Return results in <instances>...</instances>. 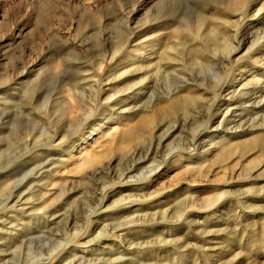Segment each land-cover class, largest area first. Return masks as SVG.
Listing matches in <instances>:
<instances>
[{
    "label": "rangeland",
    "instance_id": "1",
    "mask_svg": "<svg viewBox=\"0 0 264 264\" xmlns=\"http://www.w3.org/2000/svg\"><path fill=\"white\" fill-rule=\"evenodd\" d=\"M226 1L0 0V264H264V0Z\"/></svg>",
    "mask_w": 264,
    "mask_h": 264
},
{
    "label": "bare ground",
    "instance_id": "2",
    "mask_svg": "<svg viewBox=\"0 0 264 264\" xmlns=\"http://www.w3.org/2000/svg\"><path fill=\"white\" fill-rule=\"evenodd\" d=\"M241 0H228V2L229 3H231V4H236V3H239ZM244 1V0H243ZM242 1V2H243ZM251 1V0H250ZM255 1H257V0H254L253 1V3L252 4H250V8H252V7H254L256 4H255ZM227 2V1H226ZM227 2V3H228ZM243 3H245V4H247L246 3V0H245V2H243ZM244 4V5H245ZM238 6V5H237ZM236 7V6H235ZM246 7H247V5H246ZM232 8V7H231ZM238 8V7H237ZM228 9V8H227ZM264 9V6L261 8V9H259V11L258 12H261L262 10ZM219 10V9H218ZM245 10V9H244ZM239 12H240V10L239 11H237V9L235 8L234 10H231V9H229V10H225V11H223V14L224 15H227V16H229V17H232L233 15L235 16V15H238L239 14ZM257 12V13H258ZM256 15V14H255ZM242 16V15H241ZM249 16V15H248ZM201 18V17H200ZM260 18V17H259ZM243 19V18H242ZM241 19V20H242ZM206 20H207V17H202L201 19H199L198 20V25L199 26H202V25H204L205 26V24L204 23H206ZM225 22V21H224ZM233 22V21H232ZM150 23V22H149ZM230 23V22H229ZM149 24L147 23V25H146V27L144 28V30H147L149 27H147ZM216 26H218V25H216ZM189 27V26H188ZM78 29L80 30L81 29V27H80V25H78ZM224 29V28H223ZM212 30H213V28H212ZM231 30V29H230ZM174 31H176V32H179V28L178 27H174ZM233 32V31H232ZM190 33V32H189ZM228 33V32H227ZM231 33V32H230ZM235 33V32H234ZM176 35V34H175ZM188 37V36H187ZM192 37V36H191ZM70 38V37H69ZM69 40V39H68ZM133 39L131 38H129V40H128V42H131ZM190 40H191V38H190ZM63 41V40H62ZM158 41L161 43V39H158ZM69 42V41H68ZM71 42V41H70ZM191 42V41H190ZM64 43V42H63ZM184 43H185V41H184ZM189 44V43H188ZM194 45V44H193ZM68 46V45H67ZM67 46H66V48H67ZM185 46V45H184ZM194 46H196V45H194ZM187 48V47H186ZM194 48V47H193ZM68 49V48H67ZM177 48H176V46H174V44L172 45V46H170V47H168L165 51H162V54H163V56L161 57V59H160V64H157L158 65V67L159 68H161V66H163V65H165V67L166 66H168V65H171V64H174V50H176ZM118 50L119 49H116L115 48V52L113 53V55L111 56V58L110 59H112V57L115 55V53H117L118 52ZM187 50H189V49H187ZM185 51V50H184ZM196 51V50H195ZM176 52V51H175ZM193 52V51H192ZM191 52V53H192ZM91 53V52H90ZM90 53H89V55H90ZM179 53V52H178ZM184 53V52H183ZM71 54H72V57H75V58H81L82 56H84V53L83 52H81V51H77V50H74V51H72L71 52ZM194 54V53H193ZM184 55V54H183ZM197 54L195 53V55L194 56H196ZM200 55V54H199ZM205 55V54H204ZM174 56V57H173ZM210 56V55H209ZM86 57V56H85ZM105 57V56H104ZM179 57V56H178ZM187 57V56H186ZM199 57V56H198ZM74 58V59H75ZM97 58V57H96ZM106 58V57H105ZM70 59V58H69ZM68 59V60H69ZM72 59V58H71ZM70 59V60H71ZM68 60H65V61H68ZM69 60V61H70ZM102 61H100L99 62V71H101L102 69H103V66L105 65L104 64V58L103 59H101ZM162 60H163V62H164V60L166 61L165 62V64H163L162 63ZM68 61V62H69ZM71 61H73V60H71ZM84 60H82V62H83ZM177 61V60H176ZM175 61V62H176ZM76 62V61H75ZM80 62V61H79ZM67 63V62H66ZM70 63V62H69ZM71 63H73V62H71ZM70 63V64H71ZM77 63V62H76ZM75 63V64H76ZM85 63V61L83 62V64ZM178 63V62H177ZM69 64V65H70ZM74 64V65H75ZM104 64V65H103ZM72 65V64H71ZM70 65V66H71ZM77 65V64H76ZM80 65V64H79ZM85 65V64H84ZM65 66V65H64ZM78 66V65H77ZM73 67H75V66H73ZM156 67V66H155ZM173 67V66H172ZM77 68V67H76ZM85 68V67H84ZM149 68V67H148ZM78 69H79V67H78ZM80 69H81V67H80ZM161 70H163V68H161ZM160 71V70H159ZM32 72V70L30 69V66L29 67H26L25 68V70L20 74V76H19V79H22L21 77L22 76H25V75H28V74H30ZM79 72H81L80 70H79ZM78 72V74H80ZM82 74H84L83 72H81ZM81 74V75H82ZM95 77H96V75H95ZM97 78V77H96ZM98 79V78H97ZM91 81V80H90ZM93 81H94V83L97 81L96 79L94 80L93 79ZM79 85V87H80V83L79 82H77ZM85 84V83H84ZM97 84V83H96ZM95 84V85H96ZM100 84V83H99ZM78 87V88H79ZM84 87V86H83ZM83 87H81V88H83ZM91 87V86H90ZM97 87V86H96ZM83 89H85V88H83ZM83 89H81L82 90V92H86V90L87 89H85L84 91H83ZM94 89H95V87H94ZM80 90V91H81ZM109 90V89H108ZM74 91H76V89L74 90ZM105 92H107L106 90H104ZM82 92L81 93H79V91H78V93H77V91L74 93V95H76V94H81L82 95ZM90 92H91V90H90ZM98 92V91H97ZM190 92V91H189ZM191 93V92H190ZM189 93V94H190ZM250 93V92H249ZM184 95V96H181L179 99V102H181V103H184V105H185V103H188V102H190L192 99H196V98H199V97H197V96H195L194 94H190V95ZM54 96V95H53ZM52 96V97H53ZM84 96V95H83ZM82 96V97H83ZM112 96H114V95H112ZM81 97V98H82ZM176 97V96H175ZM58 98V97H57ZM95 98H97V96L95 97ZM110 98H111V96L110 97H108V100H109V102L111 101V100H113L114 99V97H113V99H111L110 100ZM60 98H58V100H59ZM116 99V98H115ZM55 100V99H54ZM57 100V99H56ZM62 100H63V98H62ZM81 100V99H80ZM107 100V101H108ZM96 101V100H95ZM100 101V100H99ZM106 101V100H105ZM101 102V101H100ZM100 102H99V104H100ZM170 102H171V100H170ZM249 102V101H248ZM169 103V102H168ZM264 102H262V104H263ZM248 104V103H247ZM254 104V103H253ZM188 105V104H187ZM250 105V104H249ZM173 107V106H172ZM255 107H257V105L256 106H254V108ZM165 108V107H164ZM163 108V109H164ZM168 109V108H167ZM162 110V109H161ZM90 111V110H89ZM92 111V110H91ZM96 111V110H95ZM165 111V110H164ZM170 111V110H169ZM171 111H173V110H171ZM227 113V112H226ZM251 113V112H250ZM149 116H146V117H142V120H141V125H139L138 127H143L145 124H147L148 123V118ZM91 119V118H90ZM258 119V118H257ZM148 125V124H147ZM146 127V126H145ZM118 128V127H117ZM142 130V129H141ZM140 130V131H141ZM144 130V129H143ZM145 131V130H144ZM241 134V133H240ZM140 136H141V134H140ZM136 137V133H135V131L134 130H132V129H129V128H127L126 130H125V132L123 133V135H122V137H120L121 138V140H119V141H122V145H121V147H125V146H128V144H129V142H131V140H133V138H135ZM118 138V137H117ZM255 139H257V138H255ZM256 142V141H255ZM260 142V141H259ZM258 142V143H259ZM243 143V142H242ZM249 143H251V141H249ZM241 145V143H238V145ZM237 145V146H238ZM244 145V144H243ZM251 145V144H250ZM245 149V148H244ZM249 150V149H248ZM99 154V153H98ZM136 154V153H135ZM102 155V154H101ZM98 158H99V156H95V157H92V158H89L88 159V162H96V161H98ZM90 164V163H89ZM94 164H96V163H94ZM93 165V164H92ZM125 176V175H124ZM13 186V185H12ZM16 186V185H15ZM10 188V187H9ZM14 188V186L11 188V190ZM3 190H4V188L3 187H0V196H1V194L3 193ZM9 195V194H8ZM6 197V196H5ZM10 197V196H9ZM8 198V197H7ZM8 204V203H7ZM17 205V204H16ZM87 220V219H86ZM2 229V228H1ZM117 260V259H116ZM114 261V260H113Z\"/></svg>",
    "mask_w": 264,
    "mask_h": 264
}]
</instances>
